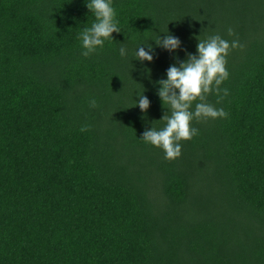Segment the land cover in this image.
<instances>
[{
    "label": "trees",
    "instance_id": "16d2710c",
    "mask_svg": "<svg viewBox=\"0 0 264 264\" xmlns=\"http://www.w3.org/2000/svg\"><path fill=\"white\" fill-rule=\"evenodd\" d=\"M87 2L0 0V264H264V0H112L121 32L84 57ZM211 35L244 45L207 97L228 116L167 160L140 139L156 82Z\"/></svg>",
    "mask_w": 264,
    "mask_h": 264
},
{
    "label": "clouds",
    "instance_id": "9594fccd",
    "mask_svg": "<svg viewBox=\"0 0 264 264\" xmlns=\"http://www.w3.org/2000/svg\"><path fill=\"white\" fill-rule=\"evenodd\" d=\"M86 7L95 17L90 27L84 28L78 36L81 47L84 51L81 55L88 57L96 51L98 47H103L105 40H112V33H119V21L116 19V11L112 6V0H88ZM228 35H234L231 28ZM157 46L175 52L180 47V40L170 34H165L163 38H157ZM239 39L231 42L221 38L220 35H211L206 39L198 40L196 54L186 53V59L179 63L170 65L166 71V79L158 80L159 85L157 95L162 105H167V112L160 120L165 122V126L156 129L151 126L146 129L140 139L146 144L160 148L165 154V159L173 160L181 155V140H190L198 134V129L191 127V122L195 119H217L227 118L228 113L223 109H217L207 101L211 93H215L220 102L228 93V89H221L222 82L228 79L229 73L225 67L226 57L230 49L243 48ZM151 45L148 50L138 46L135 52V59L139 61L153 60ZM120 55H126V49H119ZM138 107L141 112L149 108V100L143 94H138ZM195 103L194 110L192 105ZM91 108L97 107V102L93 98L89 101ZM137 106V102H135ZM170 113V114H169ZM90 125H83L81 132H86Z\"/></svg>",
    "mask_w": 264,
    "mask_h": 264
}]
</instances>
